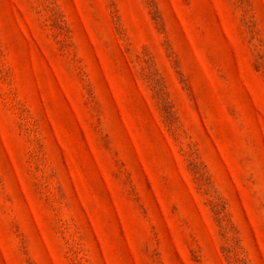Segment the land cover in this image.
<instances>
[{
  "label": "rangeland",
  "instance_id": "rangeland-1",
  "mask_svg": "<svg viewBox=\"0 0 264 264\" xmlns=\"http://www.w3.org/2000/svg\"><path fill=\"white\" fill-rule=\"evenodd\" d=\"M0 264H264V0H0Z\"/></svg>",
  "mask_w": 264,
  "mask_h": 264
}]
</instances>
